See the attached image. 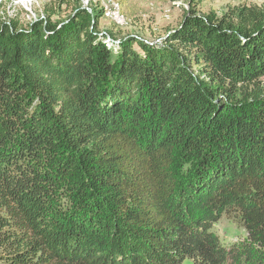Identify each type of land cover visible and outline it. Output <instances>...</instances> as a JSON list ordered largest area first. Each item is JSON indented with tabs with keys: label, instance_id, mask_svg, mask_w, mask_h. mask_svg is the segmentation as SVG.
Wrapping results in <instances>:
<instances>
[{
	"label": "trees",
	"instance_id": "obj_1",
	"mask_svg": "<svg viewBox=\"0 0 264 264\" xmlns=\"http://www.w3.org/2000/svg\"><path fill=\"white\" fill-rule=\"evenodd\" d=\"M184 1L158 43L0 19V264H264V4Z\"/></svg>",
	"mask_w": 264,
	"mask_h": 264
},
{
	"label": "rangeland",
	"instance_id": "obj_2",
	"mask_svg": "<svg viewBox=\"0 0 264 264\" xmlns=\"http://www.w3.org/2000/svg\"><path fill=\"white\" fill-rule=\"evenodd\" d=\"M106 1L116 2L120 19L102 16L98 24L101 32L110 33L115 39L138 35L154 43L180 25L189 5L184 0H0V19L26 27L37 19H66L78 4L90 13L97 8L104 10ZM257 4L263 5L264 0H197L196 7L202 14L222 16L232 8ZM214 230L226 244L241 241L247 235L241 224L228 216L215 223Z\"/></svg>",
	"mask_w": 264,
	"mask_h": 264
},
{
	"label": "built area",
	"instance_id": "obj_3",
	"mask_svg": "<svg viewBox=\"0 0 264 264\" xmlns=\"http://www.w3.org/2000/svg\"><path fill=\"white\" fill-rule=\"evenodd\" d=\"M105 10L112 11V15L118 17V11L116 10V2L106 1V8Z\"/></svg>",
	"mask_w": 264,
	"mask_h": 264
},
{
	"label": "bare ground",
	"instance_id": "obj_4",
	"mask_svg": "<svg viewBox=\"0 0 264 264\" xmlns=\"http://www.w3.org/2000/svg\"><path fill=\"white\" fill-rule=\"evenodd\" d=\"M115 1V0H114ZM116 10L118 11V17H115L116 19H120V16H119V7H118V5L116 4ZM106 15L107 16H112L113 17V15H112V11H110V10H106Z\"/></svg>",
	"mask_w": 264,
	"mask_h": 264
}]
</instances>
